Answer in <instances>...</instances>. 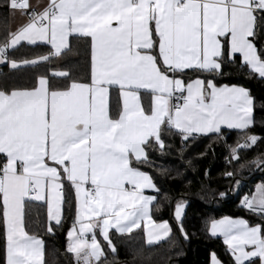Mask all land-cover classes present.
Listing matches in <instances>:
<instances>
[{"label":"snow or ice","instance_id":"obj_1","mask_svg":"<svg viewBox=\"0 0 264 264\" xmlns=\"http://www.w3.org/2000/svg\"><path fill=\"white\" fill-rule=\"evenodd\" d=\"M0 9L23 21L0 37V63L59 65L27 85L0 79L3 264H46L45 241L27 230L29 202H43L49 235L64 228L71 212L70 264H113L106 251L117 254L113 229L133 233L143 223L149 246L168 238L169 224L150 214L160 189L139 167L151 163L150 149L164 153L166 135L183 143L237 130L244 139L230 146L237 162L240 151L264 142L251 133L250 89L218 82L230 74L226 67L247 69L246 78L264 82V0H3ZM74 39L88 45L83 76L72 64ZM22 42L49 48L31 59H10ZM146 189L157 195H145ZM240 206L257 221L224 216L212 219L208 231L223 237L233 264H264V183ZM185 207L177 202L174 218L187 238ZM210 261L223 264L215 253Z\"/></svg>","mask_w":264,"mask_h":264},{"label":"trees","instance_id":"obj_2","mask_svg":"<svg viewBox=\"0 0 264 264\" xmlns=\"http://www.w3.org/2000/svg\"><path fill=\"white\" fill-rule=\"evenodd\" d=\"M3 3V0H0ZM9 18L0 9V37L8 28ZM2 42V41H0ZM78 55L72 58L76 74L83 76L88 68V45L84 40H73ZM49 46L44 44H22L17 50L9 51V58L17 61L31 59L44 54ZM56 60L39 67L24 66L10 69L8 64L0 66V79L5 77L21 85L30 84L37 74H44L49 68L58 67ZM230 71L218 82L220 84L239 85L250 89L255 100V125L251 133L264 136V82L246 78L247 69ZM150 98L144 97L147 106ZM167 147L163 154L155 149L149 150L150 164L139 165L142 171L150 174L160 189L157 200L151 206V216L155 223L167 222L171 233L168 238L152 246L145 243L142 228L133 233H112V240L117 248L113 257L108 251L113 264H209L212 253L223 264H233L232 258L220 239L208 233L210 221L224 216L244 218L255 223L257 217L240 206L241 199L250 195L255 186L264 183V164H252L258 157L264 159V142H258L251 149L240 151V161L231 160L230 146L243 143V134L235 130H223V137L216 135L196 136L186 142L178 135H166ZM240 164H244L243 168ZM232 172V177H226ZM207 173V174H206ZM239 181V185L236 184ZM220 192L226 195L221 197ZM185 201L183 226L187 238L180 232L174 220L175 204ZM26 226L30 234H37L45 241L46 264H70L71 254L66 253V229L71 223V212H66L63 229H57L55 235L43 230L46 219L42 203L26 204ZM100 242L103 244L100 240ZM0 264H3L2 242H0Z\"/></svg>","mask_w":264,"mask_h":264},{"label":"crops","instance_id":"obj_3","mask_svg":"<svg viewBox=\"0 0 264 264\" xmlns=\"http://www.w3.org/2000/svg\"><path fill=\"white\" fill-rule=\"evenodd\" d=\"M32 2L33 3H35L36 2V0H32ZM41 2H46V0H41ZM23 21H22V19L21 18H19V17H17V18H15V20H11V18H9V25H8V27H11L12 29H15L16 27H18L21 23H22ZM22 44H28L27 42H22ZM37 44H44L43 42H37ZM30 45V44H29ZM44 45H46V44H44ZM3 64H5V63H0V66H2ZM9 66V68L10 69H12L11 67H10V65H8ZM21 67H24V66H21ZM223 130H228L227 128H224ZM235 131H237V130H235ZM198 136H203V135H198ZM259 184H262V183H259ZM259 184H257V185H259ZM256 185V186H257ZM256 186H255V188H254V190L252 191V193L253 192H255V190H256ZM251 193V194H252ZM250 194V195H251ZM145 195H157L156 194V192H154L153 190H151V189H146L145 190ZM155 202V201H154ZM153 202V203H154ZM38 203H43V202H38ZM152 206V205H151ZM151 206H150V214H151ZM184 211H185V209H184ZM173 217H174V212H173ZM221 218H223V217H221ZM221 218H218V219H221ZM237 218H240V217H237ZM153 220V219H152ZM174 220H175V218H174ZM176 221V220H175ZM176 223H177V221H176ZM169 224V223H168ZM169 227H170V225H169ZM209 227H210V225H209ZM140 228H142L143 229V223L141 224V227ZM137 229H139V228H137ZM137 229H134V230H137ZM133 230V231H134ZM143 231H144V229H143ZM111 232H115V230L113 229V230H111ZM208 233H209V235L211 236V237H213V238H218V239H220L221 240V242L223 243V237H221V236H212L211 234H210V232L208 231ZM118 234V233H117ZM124 234H127V233H124ZM90 235V234H89ZM144 237H145V243H146V236H145V233H144ZM98 241H102L103 242V240H102V237H100L99 235H98ZM166 239V238H165ZM165 239H162L161 241H163V240H165ZM161 241H159V242H161ZM147 244V243H146ZM156 244V243H155ZM148 245V244H147ZM223 245L226 247V245L223 243ZM229 253V252H228ZM210 257H211V255H210ZM209 264H211V261H210V258H209ZM257 264H258V262H257Z\"/></svg>","mask_w":264,"mask_h":264}]
</instances>
